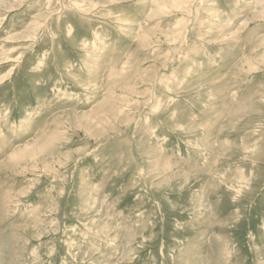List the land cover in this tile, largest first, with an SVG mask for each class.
Wrapping results in <instances>:
<instances>
[{
	"label": "rangeland",
	"instance_id": "1",
	"mask_svg": "<svg viewBox=\"0 0 264 264\" xmlns=\"http://www.w3.org/2000/svg\"><path fill=\"white\" fill-rule=\"evenodd\" d=\"M0 264H264V0H0Z\"/></svg>",
	"mask_w": 264,
	"mask_h": 264
},
{
	"label": "bare ground",
	"instance_id": "2",
	"mask_svg": "<svg viewBox=\"0 0 264 264\" xmlns=\"http://www.w3.org/2000/svg\"><path fill=\"white\" fill-rule=\"evenodd\" d=\"M182 27V26H181ZM180 28V27H179ZM177 29V28H176ZM178 30H180V29H178ZM178 30H175V31H178ZM176 38V37H175ZM28 148V147H27Z\"/></svg>",
	"mask_w": 264,
	"mask_h": 264
}]
</instances>
